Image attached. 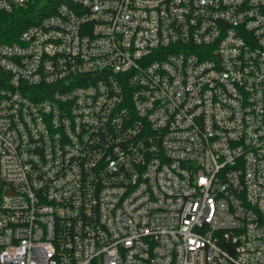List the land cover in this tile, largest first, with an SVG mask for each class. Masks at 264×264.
Instances as JSON below:
<instances>
[{
  "label": "built area",
  "instance_id": "built-area-1",
  "mask_svg": "<svg viewBox=\"0 0 264 264\" xmlns=\"http://www.w3.org/2000/svg\"><path fill=\"white\" fill-rule=\"evenodd\" d=\"M0 264H264V0H69L0 41Z\"/></svg>",
  "mask_w": 264,
  "mask_h": 264
},
{
  "label": "trees",
  "instance_id": "trees-1",
  "mask_svg": "<svg viewBox=\"0 0 264 264\" xmlns=\"http://www.w3.org/2000/svg\"><path fill=\"white\" fill-rule=\"evenodd\" d=\"M60 2L69 0H33L11 12H0V37H8L9 42L15 40L25 27L38 22L43 15L51 13Z\"/></svg>",
  "mask_w": 264,
  "mask_h": 264
},
{
  "label": "rangeland",
  "instance_id": "rangeland-1",
  "mask_svg": "<svg viewBox=\"0 0 264 264\" xmlns=\"http://www.w3.org/2000/svg\"><path fill=\"white\" fill-rule=\"evenodd\" d=\"M8 40H9L8 37L5 36H3L2 38L0 37V41L9 42Z\"/></svg>",
  "mask_w": 264,
  "mask_h": 264
}]
</instances>
